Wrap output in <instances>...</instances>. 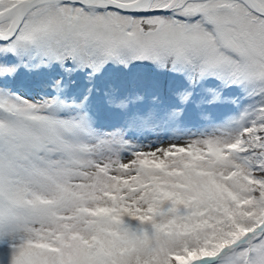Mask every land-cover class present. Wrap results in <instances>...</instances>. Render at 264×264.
Segmentation results:
<instances>
[{"label": "snow or ice", "instance_id": "obj_1", "mask_svg": "<svg viewBox=\"0 0 264 264\" xmlns=\"http://www.w3.org/2000/svg\"><path fill=\"white\" fill-rule=\"evenodd\" d=\"M0 264H264V0H0Z\"/></svg>", "mask_w": 264, "mask_h": 264}]
</instances>
